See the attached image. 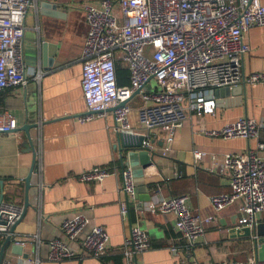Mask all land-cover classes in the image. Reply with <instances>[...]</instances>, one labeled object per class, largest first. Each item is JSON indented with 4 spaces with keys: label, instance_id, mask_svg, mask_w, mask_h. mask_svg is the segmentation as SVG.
Returning a JSON list of instances; mask_svg holds the SVG:
<instances>
[{
    "label": "crops",
    "instance_id": "1",
    "mask_svg": "<svg viewBox=\"0 0 264 264\" xmlns=\"http://www.w3.org/2000/svg\"><path fill=\"white\" fill-rule=\"evenodd\" d=\"M87 1L99 0H38L37 6L29 9L24 36L29 81L26 87L0 91V108L16 116L18 127L38 123L35 146L41 151V156L37 155L41 187L38 207H29L14 229L18 238L26 240L23 253L14 252L11 242L5 247L4 259L13 264H124L121 247L133 226H139L150 237L151 246L137 256L141 264H204L247 260L250 256L264 259L254 242V235L264 237V232H260L264 231V212L258 215L257 230H253L252 236H234L230 229L237 226L240 202L230 205L217 213V220L207 225L205 234L191 247L175 229L174 214L154 211L164 197L187 195L193 214L213 213L210 197L230 192L231 186L227 177L211 167L217 165L224 153L249 148L258 151V145L264 143V130L258 138L250 139L209 136L200 132L201 118L189 109L188 119L177 131L167 155L160 152L164 133L157 130V166L144 168L136 150L124 149L120 153L115 148L112 109L106 117L86 123L77 121L87 108L81 87L83 46L89 28L82 5ZM43 2L56 4L60 14L44 13ZM245 41L251 47L242 59L245 74L264 71V26L252 27ZM118 66L128 71L122 63ZM125 81L123 84H130L129 76ZM213 95L214 111L202 116L208 129H219L245 116L264 119V83L246 84L245 91L237 94L216 89ZM132 102L138 105V97ZM132 119L137 130L144 132L135 112ZM196 150L207 151L208 156L197 161L193 153ZM33 158L25 131L0 133V196L4 195V201L25 205L24 182ZM126 165L133 170L137 198L128 202L129 213L124 218L122 171ZM92 167L109 168L114 173L102 182L79 181L81 171ZM79 214H85L89 222L79 237L71 240L62 223ZM95 225L104 226L110 235L108 251L100 259L87 255L84 246ZM36 235L40 241L35 239ZM54 239L65 242L76 256L52 260ZM4 241L5 238L0 239V247ZM173 247L181 249L173 252Z\"/></svg>",
    "mask_w": 264,
    "mask_h": 264
},
{
    "label": "built area",
    "instance_id": "2",
    "mask_svg": "<svg viewBox=\"0 0 264 264\" xmlns=\"http://www.w3.org/2000/svg\"><path fill=\"white\" fill-rule=\"evenodd\" d=\"M38 0H0V91L25 86L29 79L24 60L26 16ZM88 32L83 46L81 87L86 112L77 118L86 123L106 117L113 110L114 133L143 135V146L158 152L157 130L164 133L161 153L171 151L177 131L188 119V110L200 116V132L209 136L258 138L264 130V119L241 117L219 129H208L202 116L213 112L216 89L241 84L264 83V71L246 75L242 59L251 47L245 35L252 27L264 26L262 0H99L83 3ZM129 71L130 84H119L118 64ZM39 76L34 75V78ZM156 88L144 87L152 80ZM138 97L139 104L133 100ZM125 102L124 104H122ZM144 132L138 131L132 119ZM18 128L16 116L0 108V133L11 134ZM197 161L207 151H193ZM41 156V151L36 150ZM217 159V154L212 155ZM228 178L231 191L212 195L213 213L193 214L187 195L164 197L154 211L175 215V229L195 246L205 234L208 224L217 220V213L240 202L237 227H254L264 212V143L258 151L227 152L211 167ZM40 171V166H39ZM113 171L92 167L81 171V182H102ZM121 215L128 216V202L137 198L135 176L130 165L122 171ZM23 206L0 202V239L8 235L14 243L24 245L13 226L21 219ZM89 219L79 214L63 221L69 239L76 240ZM35 239L40 241L38 235ZM110 235L102 225H95L84 246L87 255L100 259L108 251ZM151 246L147 232L133 226L121 251L124 264H141L137 256ZM1 249V247H0ZM181 248L173 247V252ZM76 256L61 239L51 241L50 258L62 260ZM1 264H13L3 259ZM204 264H264V259L250 256L247 260H224Z\"/></svg>",
    "mask_w": 264,
    "mask_h": 264
},
{
    "label": "water",
    "instance_id": "3",
    "mask_svg": "<svg viewBox=\"0 0 264 264\" xmlns=\"http://www.w3.org/2000/svg\"><path fill=\"white\" fill-rule=\"evenodd\" d=\"M42 7L44 8V13H49L50 15H59L60 12H58V6L56 4H52L50 2H43ZM50 8L54 9L55 11L50 10ZM47 45L44 44V47ZM51 47H55V45H50ZM246 88V82H242L241 84H238L237 86L232 87H225L223 89H228L230 92H233V94L242 93L245 91ZM222 89V88H220ZM123 102L122 104H124ZM23 130L26 132V135L28 137V145L33 150L34 158L32 161V165L30 168L29 174L25 177L24 182V191L26 195L25 199V205L23 206V214L21 216V219L24 217L27 209L29 207H32L34 209H37L38 203L40 201V177L38 175L39 172V165L37 163L36 159V142H37V134H38V123L32 124V123H26L23 127H18L17 130ZM115 139H116V145L115 148L122 153L124 149H133L138 152L139 159L144 166V168H155L157 166V163L155 161L156 155H159L157 152L149 150V148L143 146V135H132V134H126V133H115ZM3 188V185H2ZM4 195L1 193L0 196V202L3 201ZM20 219V220H21ZM19 220V221H20ZM18 221V222H19ZM16 224L13 226L12 231H14ZM253 230L256 231V224L254 227H233L230 229V233L234 236H252ZM264 232V231H260ZM264 234V233H263ZM13 243L12 249L14 252L18 254L23 253V246L17 243H14L12 240V237L8 235L5 238L4 243L2 244V247L0 249V264L2 263L4 259V251L5 247L8 243ZM254 242H255V248L257 253L260 256H264V237H259L258 235H254ZM27 257V254H25Z\"/></svg>",
    "mask_w": 264,
    "mask_h": 264
},
{
    "label": "trees",
    "instance_id": "4",
    "mask_svg": "<svg viewBox=\"0 0 264 264\" xmlns=\"http://www.w3.org/2000/svg\"><path fill=\"white\" fill-rule=\"evenodd\" d=\"M117 74L119 84L123 85V83L126 82L125 80H127V77L129 76V71H126L124 68L118 66Z\"/></svg>",
    "mask_w": 264,
    "mask_h": 264
},
{
    "label": "rangeland",
    "instance_id": "5",
    "mask_svg": "<svg viewBox=\"0 0 264 264\" xmlns=\"http://www.w3.org/2000/svg\"><path fill=\"white\" fill-rule=\"evenodd\" d=\"M156 86H157V84H156V81L154 80V79H152L145 87H144V89L146 90V91H149V90H153V89H155L156 88Z\"/></svg>",
    "mask_w": 264,
    "mask_h": 264
}]
</instances>
